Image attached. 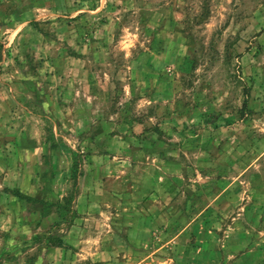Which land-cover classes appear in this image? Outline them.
Segmentation results:
<instances>
[{"label": "rangeland", "instance_id": "rangeland-1", "mask_svg": "<svg viewBox=\"0 0 264 264\" xmlns=\"http://www.w3.org/2000/svg\"><path fill=\"white\" fill-rule=\"evenodd\" d=\"M0 264H264V0H0Z\"/></svg>", "mask_w": 264, "mask_h": 264}]
</instances>
